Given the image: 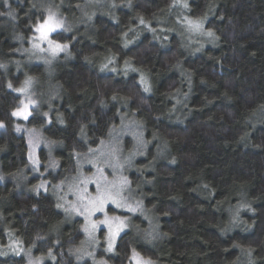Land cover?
Here are the masks:
<instances>
[{
    "label": "trees",
    "instance_id": "16d2710c",
    "mask_svg": "<svg viewBox=\"0 0 264 264\" xmlns=\"http://www.w3.org/2000/svg\"><path fill=\"white\" fill-rule=\"evenodd\" d=\"M50 10L66 26L51 38L67 45L51 63L31 50ZM189 20L214 43L189 46ZM26 86L37 103L19 121ZM126 120L144 142L131 186L156 225L135 216L98 256L264 264V0H0V264H28L30 251L93 264L72 253L83 218L51 188ZM20 123L54 145L38 166Z\"/></svg>",
    "mask_w": 264,
    "mask_h": 264
},
{
    "label": "rangeland",
    "instance_id": "374dc122",
    "mask_svg": "<svg viewBox=\"0 0 264 264\" xmlns=\"http://www.w3.org/2000/svg\"><path fill=\"white\" fill-rule=\"evenodd\" d=\"M50 11L55 13V18L58 21L63 22L55 10ZM189 21L193 23H187V29L194 28L197 30H192L193 32L186 30L184 33L189 46L202 48V41L205 44L214 43L209 35H201L206 31L203 22L200 20ZM196 23H199V28L194 27ZM65 27L63 22V27L58 30H62ZM207 32L209 33V31ZM51 34L49 35V39L53 40ZM38 36L39 34L36 33L31 42V50L38 54H36L38 60L51 63L52 57L57 56L61 51L65 50V48L63 50H53L54 45L50 47L47 41H40ZM192 37L194 42L196 40H199V42L191 45L193 44L190 41ZM55 42L63 45L58 41ZM34 45H39V47H35ZM22 89L23 91L21 92L24 97L18 109L24 110L29 118L33 113L37 100L30 87L26 86ZM24 105H27L26 109H24ZM15 117L19 121H26L28 119H25L23 116ZM123 123V128L121 126L118 129H113L108 139L103 140L96 148L89 150L87 154L78 157V168L74 175L67 178L62 184L51 188L57 197L60 207L68 217L83 218L85 238L80 245L72 250V253L77 259H91L93 264H112L99 257L97 253L102 248V245L106 251H113L120 235L133 227L135 216L148 219L149 224L156 225L154 219H152L153 215L144 206L140 196L134 191L129 178L136 168L137 159L143 155L144 142L140 133L136 132L137 126L133 122L126 120ZM18 130L25 131L26 133L29 145V159L34 166H38L41 162L40 149L42 147L47 149L49 156L52 155L54 145L51 144L42 129L31 128L26 124L20 123ZM127 137H132V143L129 148L125 149L123 142L124 140L126 141ZM35 173H37V170H35ZM0 179L3 178L0 177ZM97 183L100 185V191L103 195V205L100 204L99 200L95 199L98 195L96 190ZM89 201L94 202L90 203ZM101 207L102 211L96 210ZM105 220L108 223H100ZM135 254L136 256L134 257L133 254L127 264H156L155 261L144 257L138 252H135ZM27 256L28 264L44 263L43 257L34 256L31 251L27 253Z\"/></svg>",
    "mask_w": 264,
    "mask_h": 264
},
{
    "label": "snow or ice",
    "instance_id": "6c2138e0",
    "mask_svg": "<svg viewBox=\"0 0 264 264\" xmlns=\"http://www.w3.org/2000/svg\"><path fill=\"white\" fill-rule=\"evenodd\" d=\"M9 15H11V13H9ZM189 23L192 24L193 22L189 21ZM62 27H63V22L58 21L55 18V13H52L51 11H49V14L46 17V19L42 23H38L37 25H35L34 30L36 33L39 34L38 39L40 41H42V42L47 41V43L50 47H52L54 45L53 50H63L64 48L67 47V45H60L59 43H56L55 41L49 39V35L51 33L57 32V30L61 29ZM194 27L199 28L200 27L199 23L194 24ZM208 35H212V33L209 32ZM34 46L39 47V45H34ZM105 67H107V65H105ZM9 87H11V85H9ZM19 91H23V89H20ZM33 103H34V101H33ZM26 108H27V105H24V109H26ZM12 114L15 116H23L25 119L28 118V114L24 110H21V109H17ZM42 186L43 185H41V187ZM96 190H97L98 195L95 199L99 200L100 204L103 205L104 199H103V195L101 194V191H100V185L98 183L96 184ZM85 191H86V189H85ZM89 202L93 203L94 201H89ZM96 210L102 211L103 209L101 207V208H98ZM77 211H79V210L77 209ZM100 223L106 224V223H108V221L105 220V221H101ZM93 227H95V225H93ZM135 256H136V254L134 253V257Z\"/></svg>",
    "mask_w": 264,
    "mask_h": 264
}]
</instances>
